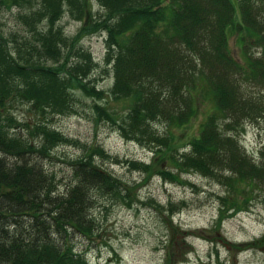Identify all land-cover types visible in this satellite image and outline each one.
<instances>
[{
	"label": "trees",
	"instance_id": "16d2710c",
	"mask_svg": "<svg viewBox=\"0 0 264 264\" xmlns=\"http://www.w3.org/2000/svg\"><path fill=\"white\" fill-rule=\"evenodd\" d=\"M21 1L12 0L15 7L31 5ZM96 1L105 16L87 21L76 38L59 23L67 11L83 21L85 0H43L41 10L19 17L32 37H14L13 46L0 32V264H91L73 240L96 235L97 197L132 203L130 190L96 163L91 149L67 162L72 182L65 192L44 164L56 159L59 146L78 143L48 118L69 114L76 90L99 101L107 94L91 83L97 63L79 45L92 35L105 34L106 63L114 74L110 94L131 105L120 120L101 104L95 110L125 138L159 154L161 167L167 163L159 176L180 183L181 175H200L222 185L221 213L239 212L259 188L264 192V152L257 162L240 142L244 122L264 119V54H249L253 44L264 45V0ZM231 35L243 46L246 66L231 54ZM208 97L214 110L190 138V149L178 154L175 130L191 124ZM18 103L38 120H17L12 110ZM95 152L111 159L100 146ZM126 162L148 174L155 166ZM169 211L173 217V205ZM172 252L168 259L174 262L179 253Z\"/></svg>",
	"mask_w": 264,
	"mask_h": 264
},
{
	"label": "rangeland",
	"instance_id": "374dc122",
	"mask_svg": "<svg viewBox=\"0 0 264 264\" xmlns=\"http://www.w3.org/2000/svg\"><path fill=\"white\" fill-rule=\"evenodd\" d=\"M5 1V6L0 4V32L10 39L13 46L14 37L21 41L32 37L29 26L19 17L41 10L43 0H30L31 5L26 3L25 8L15 7L12 0ZM85 3L87 16L83 21L68 11L60 21L66 36L76 38L87 21L105 16L104 8L96 0H85ZM46 24L44 21L39 25L40 29H45ZM79 45L90 51L97 63L91 83L107 94L103 101H99L76 90L72 111L48 118L50 126L78 143L56 148V159L46 160L45 168L56 174L59 190L65 192L66 185L72 182V170L67 162L84 157L91 149L96 163L130 190L132 203L126 205L121 199L98 196L92 211L98 226L96 235L92 239L76 237L73 240L75 250L85 253L91 264H109L116 260L121 264H174L180 259L184 260L181 264H264L262 189L257 190V195L251 197L248 205H240L241 211L229 209L221 213L222 204L217 196L226 195L222 185L200 175H181L180 183L164 180L157 171L165 170L167 163L161 167L159 154L125 138L116 126L101 119L95 110V105L101 104L116 112L120 120L131 106L129 101L115 100L110 94L114 74L112 65L106 63L105 34L86 37ZM229 48L232 56L246 66L248 61H245L243 46L241 48L236 35H231ZM249 54L260 57L264 54V45L253 44ZM203 85L206 89L207 83L203 81ZM214 108L210 97L202 98L199 114L193 122L175 130L178 154L190 149V138L198 135L200 125ZM12 113L20 122L39 118L23 103L15 104ZM244 125L245 131L240 135L242 148L258 162L264 152V119L246 121ZM164 131L161 129L162 133ZM98 146L105 149L111 159L96 155ZM126 161L155 163V166L148 174L134 169ZM243 187L247 189L246 185ZM238 199L243 197L239 195ZM171 205L175 211L173 217L169 211ZM171 242L175 248L172 246L168 252ZM172 249L179 253L174 262L168 259L170 254H174Z\"/></svg>",
	"mask_w": 264,
	"mask_h": 264
}]
</instances>
